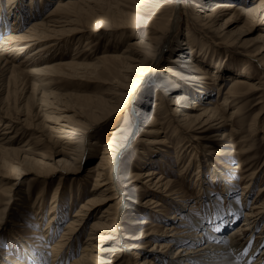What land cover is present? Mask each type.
Instances as JSON below:
<instances>
[{"label":"bare ground","instance_id":"1","mask_svg":"<svg viewBox=\"0 0 264 264\" xmlns=\"http://www.w3.org/2000/svg\"><path fill=\"white\" fill-rule=\"evenodd\" d=\"M52 1L53 0H49L50 3ZM99 1H101L104 5H108L107 11L102 10V5L99 3ZM178 1L179 0H56L55 5L51 10H49V12H45L46 9L43 11V8L46 7L48 4V2H45L44 0H42V4L39 6V8H35L31 5V3H28V9L24 10L21 5L18 4L16 9L7 8V11L10 12V15H13L15 19L13 21V25L9 26V29H11L12 31L8 29L5 34H3V32L6 31V27L8 26V24H6L2 17L4 16L7 19V12L6 10H4L3 4L0 2V34L2 33L0 39V65L2 67L3 73L9 74L8 77H21L22 75H24L25 77H28V79L29 77H36L40 81H47V78L50 79L52 76H60L70 79L79 78L82 80L86 79L89 81H94V76L90 75L88 71H97L99 69H102V71L104 72H111L112 70H116L117 66H120L123 72L132 74L134 76L133 80L129 84L119 82L118 79L115 77V80L117 82H115L114 89L108 95L100 97L98 101L95 97L87 99L91 96L81 95L72 91L62 93L59 96L54 94L55 92H51V94H49V97L53 100L46 99V96L48 95L45 94V99L43 100L47 104L55 103L58 100H61V98H66V101H69L68 103L72 102L73 98L75 99L74 105L70 103L72 107L69 105H62L63 107L61 114L57 116L55 115V124H51L49 126V139H51L56 145H58L59 143V145L61 146L60 149L55 148V153L60 154L58 158H56V156L52 157L51 153H48L46 155L43 154L40 151V148H38V144L36 142L31 145H28L30 138H27V140L24 141L22 145L16 146L17 140L15 138L20 134V131L21 133H23L22 130L25 128L34 129L36 128V123L34 122V120H22L20 116L14 115L13 112L10 111L9 106H6L8 104H6L4 101L0 102V127L3 126V130L0 133V154L14 155V159L12 161L6 160L0 155V158L4 159L3 163H0V166L5 168L10 167L13 170H16L14 173L15 175L19 174L17 170L22 169L21 166L25 162L32 161L39 162L41 164H46L48 162V159H53V162L49 163L52 167L48 170H43L44 172H42V174L46 177L54 173L55 170H57L55 169L56 167H61L59 168L61 169V172L58 177L59 182L56 186H58L62 195H60L59 193L57 197L52 198L51 206L48 208L49 212L46 210V212H48V216L46 219H44L46 221L44 222L46 223V225L44 224V226L42 227L43 231L37 230L36 228L28 227V230L31 234H41L43 235V237L41 238H44L43 240H41V243L43 244L42 247L39 246L41 243L39 244L37 241H35V237L30 236L26 238L27 241H31L33 243V245H30L31 249L27 245V247L29 248L28 251L36 250L35 252L33 251V254H43L47 251L53 254L54 257L59 258L61 260L64 256H66V252L68 251V249H71L72 241H78L79 233H82L85 229L87 221L86 218H88L89 215L91 216V214L94 213L92 212L93 210H95L96 212V203L100 201V198L95 196L85 200V203L81 204V207H83L84 210L79 209V207L77 208V212L75 213V215L71 217L64 226L60 238L55 241L54 234L56 233L60 225L61 219L65 218L67 215L68 199L66 200V197H69V200H71L70 204H73V197H76L78 194H81V190L83 187L81 186L83 185L82 179L74 180L78 184V187L76 188L77 192L73 191L72 187L70 188L68 186V183L66 185L64 184L66 180L63 176L66 171H68V168L71 167L64 166V164L70 165L81 161L84 157V150L82 149V146L84 140L88 138L90 129L94 125H96V123H99V120L106 119L107 117H109L111 113L120 112L121 110H123L124 104L129 102V104H133L135 109L133 110V112L129 111L130 114L128 113L126 115L121 126H119L117 129H113V133L109 141L102 142V137H93L95 138V140L92 141L93 144L101 147V152L104 154L100 155V161L97 166H90L88 172H93L95 169H97L94 186H102L103 184L101 191H115L110 195H106L104 193V197L102 199L103 201L109 199H116L115 203H117L118 205L113 208L115 206L113 203L103 209V212H109L110 208L114 209L113 212H109L110 214L112 213L113 217L109 218V213L107 215H104L102 213L99 216L102 218L99 221L93 222V224L91 225V230L89 232L87 240L94 239V235L91 234L93 233L92 229H95L99 226V224H102V219H111L110 221L114 222V226L116 224L117 228L114 227V231L119 236L117 238L119 240L116 243H118L119 246H121L123 249L116 245L113 248H104V251H123V254H127L129 256V264H156L154 258H165L164 262L158 264H180L182 262V264H264V254H262L259 259H254L252 257L254 255L252 254V252L254 253L256 249L253 248L257 244L256 241H254V244H252L253 247L250 246L251 243H249L248 246L245 245L246 247H242L238 244V241L241 238H245V240L249 242L251 241V239L243 237V234H245V232L251 233L254 230V222H256V216H258L264 210V198H258L259 200L256 199L255 204L257 205L255 206L251 203L254 206V209H259V211L255 213L256 215L254 214L255 216H249L248 209H246V212L242 213V209L239 208L236 203L231 202L229 206L234 212H232L233 214L226 216V214L223 213L222 210H220L218 213L215 212V214H219L215 218V220H213L211 223H208V221H205L207 219L205 216H203L204 214H193L192 212H187L185 210L183 211L181 209V207H183V205L185 204H182V201H184L182 199L184 198L180 194H178L180 192V187H174V181L167 179L164 176L163 171L161 170L164 168L166 161L168 160V158L166 159V155L172 154L170 152V148H168L169 146L166 144L169 143V139L166 134L167 130H172V135L176 137L177 142L179 143L177 147H173L174 150L179 149V152L175 151V159L179 160L182 158L183 155V152L181 151L185 146V143H187L186 141H184L185 138L181 136L182 131H184V129L193 130L194 125H205L210 128H215L216 126L222 125L227 120L234 119L235 116L240 114L242 111L241 106H239V102L245 93V91L239 92L237 88L245 87L247 89L246 91H249L252 86H254V83H252L250 79L243 78L237 82H233L231 86L227 88V90H224L223 83L216 81V84H214L213 86H217V97H219L220 94L222 95L221 99H216L217 97L215 98L213 93L214 87L210 86L207 83H204V81L201 80L199 82H195L196 80L192 79L197 78L193 75H183V79L181 78L182 80L167 77L165 80V85L160 86L158 84H155L159 86V90L155 92V100L153 101L150 110H146L145 106L139 104V100L136 98L135 93H137V86L142 77H148L150 73L154 70L153 66L155 65V63L159 62L162 59L166 60L167 54L171 55V53L178 49L177 46H170V44L166 43L168 34L180 26L178 18H176L175 15V12H177V9H179ZM254 1H257L255 5H249L248 0H207V2L205 3L206 5H203V7L205 9H210V12L204 13L203 15L199 14L198 16H196L195 19L200 16L202 23L199 20V23L197 22V24L200 25L201 23V25L203 26L211 27L213 26V23L215 24L220 17L227 15L224 17V24L226 29L225 33H227L231 31L235 22L239 20L244 19L245 22H247L252 19H264V0ZM172 2L174 3L172 4ZM91 3H94L95 5ZM192 3L193 8L195 9L193 11H204L202 10L198 2L194 1ZM120 5H125L126 7H129V9L130 7L137 8L139 10V13L141 12V14H144L147 17H144L141 14H135L134 11L132 12L131 10L126 11L125 9L120 8ZM171 5V12L169 14H166L165 10L168 7H171ZM11 9H13V11H11ZM96 9L100 12V15H108L113 13L120 16H125L126 18L120 21H112L111 23L105 22L103 24H91L92 22L89 20H95L94 18H96V14L94 15L92 10H95V12H97ZM84 15H86L89 19H87V24L92 27L93 33L99 32V40H97L96 42H100V38H105V41H107V43L113 42L115 40L118 41L117 36H109L108 33H104L102 31L108 30L110 29V27H125L131 24H136L139 28L143 27L141 28L143 30L139 32L140 36L138 38L136 37L135 39H129V36H127L126 39H128L126 41V44L124 45L125 47L123 50L118 51L116 49L117 47L114 48L112 46L114 48L113 51L99 55L98 57H96L95 61L78 62L75 60H48V56L51 54L50 51L52 50V48L54 49L62 41L68 39L66 37L67 35H72L77 31H81V27L86 24V22L82 20ZM152 18L154 20L158 19L165 22L167 28L165 32L161 33L163 37L156 36L153 34L152 31H150V29L154 31L153 26H150L149 24V22H153V20H150ZM25 19H30V21L28 22L29 25L26 28H21L23 26L24 21L27 22V20ZM189 19V17L184 18V20L187 22L186 26L194 27L196 23H192L191 21H189ZM155 30L161 31V29L159 28H155ZM8 31L11 32L8 33ZM187 35L189 36H187V38H193L192 33L188 32ZM262 38L264 39V31L262 32ZM40 41L45 42L44 44H41L40 46L36 47L34 51H36L37 53H41L42 55L44 54L42 59H45V57H47L45 60L46 62L44 61L43 64L41 63L42 66H38L35 68L33 67L34 69L30 67L32 70L25 69L26 66H23L24 68H22L25 59H22L21 61L19 60L17 62V56L21 55L22 53L24 57L27 56L28 54L25 53L34 48L37 44H39ZM83 41H85V45H91L90 40L86 38V36ZM64 47L68 50L67 52H69L68 48L70 47L66 45H64ZM184 50L179 54L180 56L184 57L181 61L189 65L192 64L197 66L196 61L199 60L197 56H194L192 53L185 54L186 52H188V49ZM9 54L15 55L13 58L14 63L10 62L5 57V55L8 56ZM149 59L151 60V63L148 66H145L146 62ZM262 63L263 64H261V68L264 71V61ZM200 71L203 72V70ZM220 71H222L223 73L220 74ZM226 71L228 70L223 68L219 71H215L213 75L216 76V80H219L223 77L222 74H224ZM218 76L221 77L219 78ZM247 77L249 78L250 75H247ZM257 82H261L262 84L264 80H258ZM192 83L194 84L192 85ZM36 84L37 83L33 81L30 82L29 89L31 93L35 88ZM197 87H200V89H197ZM193 89H196V91H194ZM176 90L178 92H175ZM205 94L211 97V99L202 103L203 100H200V97ZM33 97L34 96L30 94L26 98V101L29 102V100ZM120 99H125L126 103L120 104ZM106 101L112 102L109 103L113 105L111 107L112 111L103 114L99 110H96V108L98 107V103ZM237 104V108L232 109V106H236ZM42 105L44 104L42 103ZM170 109L175 110L176 116H178L176 119H173L168 114V111ZM69 110L73 111L74 116L79 117L77 118L78 123H72L69 121L70 118L68 117L70 115H68L67 113ZM17 111L18 113L21 111V106L17 108ZM100 116L102 117L100 118ZM253 120L254 124L256 125V122L259 120V114L255 116ZM21 121H27V125L22 126L20 123ZM137 126H140L141 129H143V131H145L148 135L142 140L145 145L141 146L143 148V151H141V162H138V164H143L145 166L150 167L145 169L144 172H136L135 169H129V173L131 172V176L134 177L131 181L135 179H142L143 183H145L146 188L151 193L150 196L147 198V204L149 206H147L146 210L153 213V215H155L156 217H160V212H164V209H166V203H173L176 207H179L178 209L181 212L183 211L188 215L191 214L192 216L190 217H194L191 221H188L186 220V217H182V215H180L181 213L177 214L176 212H173L171 216L173 217V220H171L169 225L163 227V223V228H156L152 226L151 231H159L160 233L165 234V236H161L164 239L161 243H157V241L152 242L150 239L147 240V243H152L154 244V246L159 247L155 250H146L145 248H143L144 245L142 246L139 244H132L126 246L121 241L120 235L122 236V234H119L118 231L116 232V230H119L120 227L118 225V217L123 209V206H125L126 208H131L132 210H135L136 208V205H132V200H127V198L125 197L126 189H120L118 187L116 176L119 174L118 172L120 171V169L123 168L121 156L123 155V151H125L127 145L129 144L130 137L135 132ZM216 131V134L213 135L219 136V130ZM55 132L59 133L56 135ZM93 133H91V135ZM158 133L164 134L163 139H158ZM63 138L67 139H64L65 141H63ZM59 139H61V141ZM248 143L249 141L242 142V144L237 148V150L234 151L237 152L238 155L240 154V159H243V156L250 152L251 146ZM188 145V147L191 146L190 150L187 153L189 154L188 156H190L189 161L193 160L194 162L198 163V168L196 167L197 169H191L190 171H193L195 173V183L198 182L197 187L199 188V186L203 185V182H206V177H204L203 175V172H205L206 169L199 168H202L205 164L203 162L204 160H209L207 158L208 155L206 152L202 153V150L200 149V144L198 142L191 141ZM225 145H229V143H226ZM145 146L147 147V150H144ZM164 146L168 149H162L164 148ZM200 157L203 158V160ZM244 161L242 163H244ZM14 163H17V165H15ZM210 165H212L211 162L208 164V166ZM138 169H140V166H138ZM216 170L217 169H215V171ZM35 172L37 176H40V170L39 172L35 170ZM14 175L13 177H16ZM253 175L254 174H252V177ZM7 176L8 175L6 174V172L0 170V179H4V177ZM100 179H102L103 181L100 182ZM18 183V181L13 180L12 182H5L0 184V206L5 212L7 211L8 207L13 204L19 196V194L17 193V191H19ZM61 183H63V185ZM128 183L130 182H127L123 185H127ZM137 185L138 184H136V186ZM248 186L249 183L245 185L246 188ZM227 188L228 187H225V192L228 191ZM42 189L43 187H41L37 193L38 198L41 195L42 199L44 201H47L42 195ZM262 190L264 192V188ZM38 198H36L35 200H37ZM32 200L33 203L36 202L34 201V199ZM258 201H260V204L258 203ZM144 202L145 201L141 203L144 204ZM41 203L42 202L40 201L39 204L41 205ZM44 206L45 205H43V207ZM190 206L195 207L192 204H190ZM35 208L36 214L34 218L37 219H34L32 222L35 224L43 225L42 220H40L38 217L40 216V218L43 219L45 218L44 215L46 213H41V211L37 213V210L39 208ZM131 213V215L135 214L134 212ZM240 214L242 215L241 220H239ZM263 216L264 215H262V217ZM1 218H3V216L0 217V219ZM28 221L30 222V220ZM235 221H238V223L235 227L232 228L231 223ZM148 222V219L143 218L138 219V222L136 223H140L142 224L141 226H144ZM15 224H17V222ZM26 225L28 224L26 223ZM215 225L217 226V230H219V232L217 233L214 232L213 229L215 228ZM197 228H200V230H197ZM227 228H229V232L226 234V236L222 235L220 231H224ZM152 237L155 238L157 237V235H153ZM37 239L40 241L39 238ZM202 240L207 241V244L202 242ZM11 241L12 243H17L16 240ZM180 241H184L186 244H182L175 247V251H173L171 257L168 255V257L165 256L166 252L170 249L173 250L172 246L176 245ZM196 243L198 244L196 245ZM24 245L26 246V243ZM90 245L92 246L89 247ZM248 247L252 252H249ZM95 249H98V245L93 241H91V243L89 244H83L81 250L82 255L76 257L73 261L70 262V264H89L95 256L102 258V260L97 261H110L106 257H102L101 255L99 256L98 254L100 253H95ZM46 255L48 256V254H45V256ZM120 256V253L116 254V257H112L113 260L111 261L115 262L119 260L118 257ZM41 261L44 262V260L42 259ZM38 262L39 261H34L30 262V264H40ZM20 263L24 264L23 262ZM43 264H45V262Z\"/></svg>","mask_w":264,"mask_h":264},{"label":"rangeland","instance_id":"2","mask_svg":"<svg viewBox=\"0 0 264 264\" xmlns=\"http://www.w3.org/2000/svg\"><path fill=\"white\" fill-rule=\"evenodd\" d=\"M44 1L48 2V4L46 7L43 8V11L46 9L45 12H49V10H51L55 5L56 0H53L51 3L49 2V0H44ZM194 1L198 2L202 10L204 11H196V12L193 11L195 10L193 8V3H192ZM0 2L3 4L4 10H6L7 12V19L4 16L2 17L3 20L6 22V24H8V26L6 27V31L3 32V34L7 32V30L10 28L9 26L13 25V21L15 19V17L13 15H10V12L7 11V8L16 9L18 4H20L21 7L25 10L28 9V3H31V5L34 6L35 8H39V6L42 4V0H0ZM206 2L207 0L178 1V8L180 10L177 9L175 15L176 18H178V22L180 26L175 30H173L172 32H170L166 39V43L170 44V46L175 45L177 46L178 49H176V51L171 53V55H168L166 53L167 54V55L165 54L166 60L162 59L159 62L155 63L154 65L155 67L153 66L154 70L152 69L153 71L150 73V75L146 78L142 77V79L140 80L137 86L138 89L137 93L135 94H136V98L139 100V104L144 105L146 110H150L152 103L155 100V94H156L155 92L159 90V86L155 84H158L160 86L165 85V80L167 77L182 80L183 75H193L194 77L197 78V79H192V80H196L195 82H199L201 80L204 81V83L209 84L210 86L216 84L215 83L216 81L222 82L224 86V90H227V88L230 87L233 82H237L243 78L250 79L252 83H254V86H252V88L249 91H246L247 89L245 87L237 88L239 92L245 91V93L239 102V106H241L242 111L240 114L235 116L234 119L227 120L225 123H223L220 126H216L215 128H210L205 125L204 126L194 125L193 130L184 129V131H182L181 136L185 138L184 141H186L187 143H185V146L181 151L183 152L181 159L179 160L175 159V155H176L175 153L179 152V149L174 150V148L177 147L179 143L177 142L176 137L172 135L173 134L172 130L169 129L167 130V132L164 130L169 139V143L166 144L169 146L168 148H170V152L172 153L171 155H166V159L168 158L169 161L167 160L164 168L161 169L164 173V176L167 179L174 181V187L176 188L180 187V192L178 194H180L184 198L182 199L184 200L182 201L183 202L182 204H185L183 205V207H181V209L183 211L185 210L187 212H192L193 214L194 213H200V215L204 214L203 216H205L207 219L205 221L211 223L219 215V214L218 215L215 214V212L218 213L220 210H222V212L225 213L226 216H229L234 213L231 210V207L229 206L231 202L236 203L239 206V208L242 209V213L246 212V209H248L249 216H253L257 211H259V209L257 208L254 209V206L257 205L255 204L256 199L264 198L263 197L264 192L262 190L264 188V137H263L264 136V82L262 84L261 82H257L258 80H262V79L264 80V77H262L264 76V71L261 68V64H263L262 62L264 61V55H263L264 39L262 38V32L264 31V19L261 20L252 19L247 22H245L244 19L239 20L235 22L231 31L225 33L226 29L224 24V17L227 15L220 17L218 21L215 24L213 23V26L211 27L201 25L202 21L200 16L197 17V19H195L196 16H198L199 14L203 15L204 13L210 12V9L207 8L205 9L203 7V5H206L205 4ZM99 3L102 5V10L107 11L108 5L107 4L104 5L101 1H99ZM173 3L174 2H172V4ZM256 3L257 1L248 0L249 5L251 4L255 5ZM120 8H123L126 11L128 10H131L132 12L134 11L135 14H141V12L139 13V10L137 8L130 7L129 9V7H126L125 5H120ZM171 9H172V5L171 7H168L165 10L166 11L165 13L169 14L171 12ZM11 11H13V9H11ZM92 11L94 15L96 14L95 15L96 18H94L95 20L92 19L89 20L87 16L84 15L82 20L86 22V24L84 23L85 25L81 27L82 28L81 31H77L72 35H67L66 37L68 39L62 41L54 49L52 48V50L50 51L51 54L48 56V60H52V61L75 60L78 62L95 61L96 57L106 52H111L116 47L118 51L123 50L125 47L124 45L126 44V41L128 39V38L126 39V37L129 36V39H133V38L135 39L136 37L138 38L140 36L139 32L143 30L141 29L143 27L139 28L136 24H131L125 27L122 26L110 27V29L102 30V31L104 33H108L109 36L111 35L117 36L118 41L115 40L113 42L107 43V41H105L106 40L105 38L104 39L100 38V42H96L97 40H99L98 37L99 32L93 33L92 27H90L87 24V19L92 22L91 24L94 23L103 24L105 22L111 23L112 21H120L126 17L113 13L108 15H100V12L97 9H96L97 12H95V10ZM141 15L147 17L144 14ZM186 17H189L190 18L189 21H191L192 23H196V25L194 27H187L186 26L187 22L184 20V18ZM25 20H27V22L24 21L23 26L21 28L24 27L26 28L29 25L28 22L30 21V19H25ZM150 20H153L154 22V23L149 22L150 26H153L154 28V31L151 29L150 31H152L153 34L156 36L163 37L161 33L165 32L167 28L165 22L158 19L154 20L153 18ZM199 20L201 22L200 25L197 24V22L199 23ZM155 28L161 29L162 32L155 30ZM11 31H8V33H10ZM186 32L192 33L193 38L192 39L187 38L188 35ZM1 36L2 33L0 34V39ZM85 36L90 40L91 42L90 46L85 45L84 43L85 41H83V39H85ZM44 42L45 41H40L39 44H37L34 48L28 51L29 53L28 52L25 53L28 54L27 56L24 57L23 53L17 56L16 59L17 62L19 60L21 61L22 59H25L22 68L26 66L25 69L32 70L31 68L33 67L35 68L38 66H42L41 63L43 64L47 57H45V59H42L44 54L42 55L41 53H37L36 51H34V49H36V47L40 46L41 44H44ZM64 45L70 47L68 48L69 52H67L68 50L65 49ZM183 48L188 49V52H186L185 54L192 53L194 56L195 55L197 56V58L199 59L198 61H196L197 66L192 64L189 65L181 61L184 57L180 56L179 54L184 50ZM11 55L10 54L8 55L9 58L6 55L5 57L10 62L14 63L13 58L15 55L14 54L12 56ZM150 63L151 60L149 59L146 62L145 66H148ZM223 68L228 71L222 74L223 77L221 79L216 80V76H214L213 73ZM200 70H203V72H201ZM88 72L90 75L94 76V81H89L86 79L82 80L79 78L70 79L60 76H52L50 79L47 78L48 81L47 82L44 80L40 81L36 77H29L28 79V77H25L24 75H22L21 77H8L9 74L3 73L2 67L0 65V102L4 101L6 104H8L6 106H9L10 111L13 112L14 115L20 116L22 120L23 119L27 121L34 120V122L36 123V128L34 129L25 128L22 130L23 133H21L20 131V134L15 138L17 140L16 146L22 145L23 142L27 140V138H30L28 145H31L36 142L38 144L37 145L38 148H40V151L43 154L46 155L48 153H51L52 157L56 156V158H58L60 154L55 153V148L60 149L61 146L59 145V143L58 145H56L51 139H49L50 138V136L48 135L49 126L51 124H55L54 123L55 115L57 116L61 114L63 107L62 105H69V106H71V104L74 105L75 99L73 98V101L70 102L71 104L68 103L69 101H66V98H61V100H58L55 103L47 104L43 100L45 99L44 98L45 94L48 95L46 96L47 97L46 99L53 100L52 98L49 97V94H51V92H55L54 94L59 96L62 93L72 91L81 95L91 96L88 97L87 99L95 97L98 101L100 97L104 95H108L114 89L115 82H117L115 80V77L118 79L119 82L128 83V84L134 78L132 74L123 72L120 66H117L116 70H112L111 72H104L102 71V69H99L97 71H88ZM221 73L223 72L220 71V74ZM247 75H250V77L248 78ZM184 80H188V79H184ZM32 81L37 84L38 83L41 84L38 85L36 84L35 88L31 93L29 89L30 87L29 84ZM193 84L194 83H192V85ZM197 89H200V87H197ZM216 89L217 86L214 87L213 90L214 92L212 91L214 93L215 98L218 95L216 93ZM193 90L196 91V89ZM175 92L178 91L176 90ZM30 94H32L34 97L30 100L28 99L29 102H27L26 98ZM221 97L222 95L220 94V96L217 97L216 99L219 98L221 99ZM201 99L203 100L202 101L203 103L211 99V97L205 94L200 97V100ZM42 103L44 105H42ZM109 103L112 102L106 101V102L98 103L97 104L98 107L96 108V110H99L103 114L112 111L111 107L113 105ZM124 103H126V100L120 99V104H124ZM127 103L124 104L123 110H121L120 112L111 113V115L106 119L99 120L100 122L97 121L99 123H96V125H94L90 129L88 138L84 140L82 146V149L84 150V157L82 158L81 161L70 165L64 164V166H71L68 168V171H66V173L63 176L64 179L66 180L64 184L66 185L68 183V186L70 188L72 187V190L77 192L76 188L78 187V184L74 180L82 179L83 185L81 186L83 187L81 190V194H78L76 197H73L74 199L73 204H70L71 200H69V197H66V200L68 199L67 215L65 218L61 219L60 225L56 233L54 234V240L57 241L60 238L64 226L66 225L67 221L75 215V213L77 212V208L79 207V209L84 210V208L81 207V204L85 203V200H87L90 197L96 196L100 198V201L96 203V208H97L96 212L95 210H93L92 212L94 213L91 214V216L89 215L88 218H86L87 221H86L85 229L82 233H79L78 241L75 240L72 241L71 249H68V251L66 252L67 253L66 256H64L61 260L59 258L54 257L53 254L47 251L43 254H36V255L33 254L36 250H31L32 252L28 251L29 248L31 249L30 245L31 244L33 245V243L31 241L26 240V238L30 236L35 237L36 238L35 241H37L40 244L41 240L44 239L41 238L43 237V235L41 234H34V235L31 234L28 230V227L29 225L35 224L32 221L34 219H37L34 218L36 214L35 207H37V209L39 208L37 210V213L40 211L41 213L44 214L46 213L44 215L45 218L41 219L39 216L38 218L42 220L43 225H41V227L38 228L37 227H31V228H36L37 230L43 231L42 227L44 226V224L46 225V223H44L45 222L44 219H46L48 216V212H49L48 208L51 206L52 198L57 197L60 193V190L56 185L59 182L58 177L61 172V169L59 168L61 167L60 166L56 167L55 169L57 170H55L54 173L46 177L42 174V172H44L43 170H48L52 167L49 163L53 162V159H48V162L46 164H41L39 162H32V161L25 162L21 166L22 169L17 170L19 174H15V175L14 173L16 170H13L10 167L5 168L0 166V170L6 172V174L8 175L7 177H4V179H0L1 182L0 184L5 182H12L13 180L19 182L18 183L19 191H17V193L19 194L18 198L14 201L13 204H11L8 207L6 212L3 211V209L0 206V217L3 216V218L0 219L1 220L0 221V264H22L20 262H23L24 264H30V262H34V261H39L38 263L40 264H43L45 262L46 264V261L48 260H50L51 264H61V261L62 264H70V262L73 261L76 257L82 255L81 254L82 245L85 243L89 244L91 243V241L95 242L98 245V249H95L94 252L100 253L98 254L99 256L101 255L102 257H106L110 261L109 262L97 261V260H102V258L95 256L93 260L90 261L89 264H129V259H128L129 256L127 254H123V251L120 252L109 251V250L104 251V248H113L116 245L118 247H121L119 246L118 243H116L119 240L117 239L119 236L114 231V227H116V224L114 226V222L110 221L111 219H107V220L102 219V224H99L98 227L92 229L93 233L91 234L94 235V239L87 240L93 222L99 221L102 218L99 217L102 213L104 215H107L109 212H113L114 210L110 208L109 212H103V209L113 203L115 205L113 208H115L118 205L117 203H115L116 199H109L105 201H103L102 199L104 197L103 196L104 193L106 195L107 194L110 195L115 191L113 190L101 191L103 184L102 186L99 185L94 186L97 169H95L93 172H88L90 166H97V164L100 161V155L104 154L101 152V147L93 144L92 141L95 140V138L93 137L94 136H97L99 138L102 137V142L109 141L113 133V129H117L119 126H121L123 120L125 119L126 115L129 113V111L133 112V110L135 109L133 104L131 103L129 104V102ZM19 106H21V111L18 113L17 108ZM237 106L238 104L236 106H232V109L237 108ZM67 113L68 115H70L68 117L70 118L69 119L70 122L78 123L77 118L79 117L74 116L73 111L69 110ZM168 114L173 119H176L178 117L176 116L175 110L173 109H170L168 111ZM258 114H259V120L256 122L255 125L253 122L254 121L253 118ZM101 117L102 116H100V118ZM27 121L26 122L21 121L20 123L22 126L27 125ZM2 130H3V126L0 127V133ZM216 130H219L218 132L219 136L213 135L216 134L217 132ZM58 133L59 132H55L56 135ZM91 133L93 134L91 135ZM146 136H148L147 133L143 131V129H141L140 126H137L135 132L130 137L129 144L127 145L125 151H123V155L121 156L123 168L120 169V171L118 172L119 176L118 175L116 176L117 185L120 189H126L125 197L127 198V200L129 199L132 200V205L134 206L136 205L135 206L136 208L135 210H132L131 208H126L125 206H123V209L118 217L120 221V222L118 221V225L120 227L119 230H116V232L118 231L119 234H122V236L120 235L121 241L126 246L132 244H139L142 246L144 245L143 248H145L146 250H155L158 249L159 247L154 246V244L152 243L151 244L147 243V240L150 239L152 242L157 241V243H161L164 240L161 236H165V234L160 233L159 231H151L152 226L156 228H160V227L163 228L166 225H169L171 220H173V217H171L173 212H176L177 214L181 213L180 215H182V217H186V220L188 221H191L194 217H190L192 216L191 214L188 215L183 211L181 212L178 209L179 207H176L175 204L173 203L171 204L166 203V209H164L165 213L164 212H160V214L158 213L160 217H156L155 215H153V213L146 210L147 206H149L147 204V198L150 196L151 193L146 188L145 183H143L142 179L141 180L135 179L131 181L134 177L131 176V172L129 173L130 171L129 169H135L136 172H144L145 169L150 167V166H145L143 164L142 165L138 164V162L139 163L141 162V157H142L141 151H143V148L141 146L145 145L142 140ZM163 137H164L163 133L160 134L158 133V139L161 140L163 139ZM64 139L66 140L67 138H63V141H65ZM59 140L61 141V139ZM191 141L198 142L200 144V149L202 150V153L206 152L208 155L207 158L209 159L208 161L204 160L203 162L205 164L203 165L202 168H199V169H206L205 172H203L204 177H206L205 178L206 182H203V185L199 186V188L197 187L198 182L195 183V178H196L195 173L193 171H190L191 169H197L198 163L194 162L193 160L189 161L190 156H188L189 154H187L191 148V146L188 147L189 146L188 144ZM245 141H249L248 144L251 146L250 149L252 150L255 148L254 149L255 151L250 150L251 152V153L249 152L250 154L248 153L245 156H243V159H240L241 158L239 156L240 154L238 155V153L234 151H236L237 148L242 144V142ZM226 143L227 144L229 143V145H225ZM168 148L164 146V148L162 149H168ZM144 150H147L146 146L144 147ZM0 155L1 157H4L6 160L9 161H12L14 159L13 154H0ZM201 159L203 160V158ZM3 160L4 159L0 158V163H3ZM242 160L243 161L245 160L244 163H242L243 162ZM210 162L212 165L208 166ZM14 164L17 165V163ZM138 166H140V169H138ZM239 167L240 168L242 167L241 168L242 170ZM215 169L217 170L215 171ZM35 170H37L38 172L40 170L41 172L40 176H37ZM98 170H102V169H98ZM252 174H254L253 177ZM13 175L16 177H13ZM99 181L102 182L103 180L100 179ZM127 182L130 183H128L127 185H123ZM248 183L249 186L246 188L245 185ZM61 184L63 185V183ZM136 184H138L137 186L139 187H137ZM41 187H43V189L41 190L43 192L42 195L44 196V199H46L47 201H44L41 195H40L41 198L40 197H39L40 199L38 198L37 193ZM225 187H228L227 192L224 191ZM60 195L62 194L60 193ZM36 198L38 199L35 200ZM32 199H34V201H36L37 203L36 202L33 203ZM40 201L42 202L41 205L39 204ZM143 201H145L144 204L141 203ZM260 201H258L259 204ZM190 204H192L195 207H191ZM43 205L45 206L43 207ZM46 210L48 212H46ZM131 212H134L135 214L131 215L132 214ZM261 214L264 215V210L258 216H256L255 219L256 222H254L255 224L254 230L251 233L245 232V234H243V237L251 239L253 243L251 241L250 242L246 241L245 238H241L238 241V244L241 245L242 247L248 246L249 243H251L250 246L253 247L252 244H254V241H256L257 244L255 245V247H253L256 248L254 253L248 247L249 252L251 251L252 254H254L252 256L254 259L255 258L259 259L260 256L264 254V216L262 217ZM108 216L109 218L113 217L112 213L111 214L109 213ZM241 216L242 215L240 214L239 220L242 219ZM143 218L148 219L149 222L146 223L144 226H141L142 224L140 223H136L138 222V219H143ZM28 220H30V222ZM16 222L17 224H15ZM26 223L28 225H26ZM237 223L238 221L232 222L231 227L232 228L235 227ZM162 224L164 225L163 227ZM36 225H40V224H36ZM229 228H227L224 231H220L221 234L226 236V234L229 232L228 230ZM213 229L214 232L216 233L219 232V230H217L216 225L215 228ZM197 230H200V228H197ZM153 235H157V237L154 238L152 237ZM106 236H112V237H106ZM37 238H39L40 241ZM11 240L14 241L16 240L17 243L16 242L12 243ZM22 242L24 244L26 243V246ZM202 242L207 244V241L202 240ZM182 244H186V243L184 241H180L176 245L172 246L173 250L171 249L168 250L165 256L168 255L171 257L173 251H175L174 250L175 247ZM197 244L198 243H196V245ZM27 245L29 246V248L27 247ZM39 246L42 247L43 244L41 243ZM91 246L92 245H90L89 247ZM121 249L123 248L121 247ZM48 253H50V257L49 255L45 256V254ZM118 253H120L121 255L120 257H118L119 260L115 262L111 261L113 260V258L116 257V254ZM40 258L44 260V262L41 261ZM164 259L154 258V261L156 264H158L164 262Z\"/></svg>","mask_w":264,"mask_h":264},{"label":"snow or ice","instance_id":"3","mask_svg":"<svg viewBox=\"0 0 264 264\" xmlns=\"http://www.w3.org/2000/svg\"><path fill=\"white\" fill-rule=\"evenodd\" d=\"M46 222V221H45ZM29 227H41V225H36V224H32V225H29ZM247 254V253H245ZM49 257H50V253H48ZM46 264H51L50 260L46 261ZM61 264H62V261H61Z\"/></svg>","mask_w":264,"mask_h":264}]
</instances>
